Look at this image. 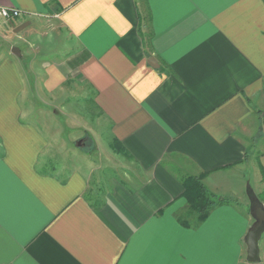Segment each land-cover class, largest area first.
Instances as JSON below:
<instances>
[{
    "label": "crops",
    "instance_id": "1",
    "mask_svg": "<svg viewBox=\"0 0 264 264\" xmlns=\"http://www.w3.org/2000/svg\"><path fill=\"white\" fill-rule=\"evenodd\" d=\"M0 5L23 11L12 22L0 16V264H240L264 215V0ZM62 35L69 51L36 59L45 89L70 83L90 95L135 169L97 198L89 194L97 168L44 158L51 141L20 101L18 40L49 55ZM250 161L258 190L245 184ZM188 175H203L230 202L185 226ZM259 252L264 264V232Z\"/></svg>",
    "mask_w": 264,
    "mask_h": 264
},
{
    "label": "rangeland",
    "instance_id": "2",
    "mask_svg": "<svg viewBox=\"0 0 264 264\" xmlns=\"http://www.w3.org/2000/svg\"><path fill=\"white\" fill-rule=\"evenodd\" d=\"M41 30H48V27L44 26ZM49 32L52 33L50 29ZM67 39H69V36ZM44 40L48 42L47 37H44ZM63 40H66V38L62 35V40L55 42L52 46V53L46 55L41 52L39 56L36 55L35 46L30 47L27 43L18 40L20 46H17L22 49V55L13 56V59L20 67V73L24 81V90L20 96V101L22 107L29 111L25 118L39 128L46 138L51 141L52 145L43 155L44 158L50 157L49 159L53 165L65 169L80 168L87 170L93 167L97 168L93 172V181L96 187L89 192L97 198L103 191L105 182L112 183L113 178L124 180L129 174L133 175L135 169L130 166L128 158L126 160L120 158L121 155L118 154L120 146L117 140L110 142V124L105 119L98 117L90 95L86 99L84 92H79L76 89L72 90L73 87L70 83L52 93L45 89L43 84L44 70L36 63V59L44 56L47 62L63 56L70 49L69 46L68 49L64 48ZM1 53L2 49L0 48V60L3 57ZM109 145L119 157H114L111 154L108 149ZM48 163L47 165L50 166L51 164ZM108 163H112V165H108ZM245 173L246 186L258 190L260 187L258 179L260 180L261 172L260 170L257 172L253 166V161L248 162ZM259 197L263 198L262 193L259 194ZM254 203L255 201L251 202L249 207L257 211ZM249 207H246L248 213ZM263 216L257 217L256 224L260 222L261 218H264ZM254 226L253 223L251 227ZM240 264L263 263L260 260L249 261L245 250L244 259Z\"/></svg>",
    "mask_w": 264,
    "mask_h": 264
},
{
    "label": "trees",
    "instance_id": "3",
    "mask_svg": "<svg viewBox=\"0 0 264 264\" xmlns=\"http://www.w3.org/2000/svg\"><path fill=\"white\" fill-rule=\"evenodd\" d=\"M262 116L264 117V110L262 111ZM202 179L203 175H188L184 179V184L186 186L184 194L188 200V207L186 211L178 215V219L185 226L190 225L189 219L192 215H194L197 222H201L209 216L211 210L215 206L230 202L226 197L212 192L203 183Z\"/></svg>",
    "mask_w": 264,
    "mask_h": 264
},
{
    "label": "water",
    "instance_id": "4",
    "mask_svg": "<svg viewBox=\"0 0 264 264\" xmlns=\"http://www.w3.org/2000/svg\"><path fill=\"white\" fill-rule=\"evenodd\" d=\"M12 51L20 54V50L18 47L14 46L12 48ZM152 65L157 66L158 64H154L153 62H150ZM257 217L254 222V227H251L248 232H247V237H246V245H247V258L249 261H259L261 259L260 252H259V240L264 232V218L260 220L258 224L257 222Z\"/></svg>",
    "mask_w": 264,
    "mask_h": 264
},
{
    "label": "built area",
    "instance_id": "5",
    "mask_svg": "<svg viewBox=\"0 0 264 264\" xmlns=\"http://www.w3.org/2000/svg\"><path fill=\"white\" fill-rule=\"evenodd\" d=\"M23 11L18 7L0 5V16L8 22L17 20Z\"/></svg>",
    "mask_w": 264,
    "mask_h": 264
},
{
    "label": "flooded vegetation",
    "instance_id": "6",
    "mask_svg": "<svg viewBox=\"0 0 264 264\" xmlns=\"http://www.w3.org/2000/svg\"><path fill=\"white\" fill-rule=\"evenodd\" d=\"M264 217V216H263ZM262 219V218H261Z\"/></svg>",
    "mask_w": 264,
    "mask_h": 264
}]
</instances>
